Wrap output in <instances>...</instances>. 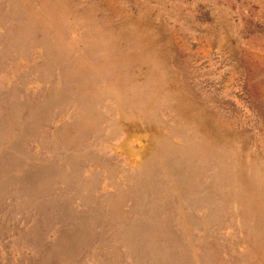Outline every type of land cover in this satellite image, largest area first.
Masks as SVG:
<instances>
[{
    "label": "rangeland",
    "instance_id": "374dc122",
    "mask_svg": "<svg viewBox=\"0 0 264 264\" xmlns=\"http://www.w3.org/2000/svg\"><path fill=\"white\" fill-rule=\"evenodd\" d=\"M0 264H264V0H0Z\"/></svg>",
    "mask_w": 264,
    "mask_h": 264
}]
</instances>
